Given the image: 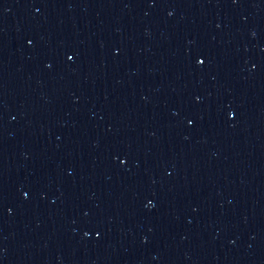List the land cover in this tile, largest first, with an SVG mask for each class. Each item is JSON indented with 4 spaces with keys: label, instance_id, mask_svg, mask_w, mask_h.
<instances>
[{
    "label": "water",
    "instance_id": "obj_1",
    "mask_svg": "<svg viewBox=\"0 0 264 264\" xmlns=\"http://www.w3.org/2000/svg\"><path fill=\"white\" fill-rule=\"evenodd\" d=\"M0 264H264V0H0Z\"/></svg>",
    "mask_w": 264,
    "mask_h": 264
}]
</instances>
